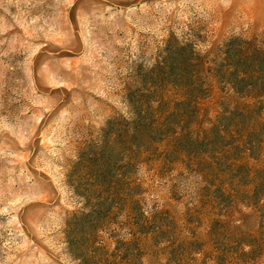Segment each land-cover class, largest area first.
<instances>
[{
    "label": "rangeland",
    "instance_id": "rangeland-1",
    "mask_svg": "<svg viewBox=\"0 0 264 264\" xmlns=\"http://www.w3.org/2000/svg\"><path fill=\"white\" fill-rule=\"evenodd\" d=\"M0 264H264V0H0Z\"/></svg>",
    "mask_w": 264,
    "mask_h": 264
}]
</instances>
